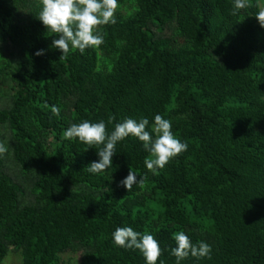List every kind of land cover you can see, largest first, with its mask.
<instances>
[{
  "label": "trees",
  "instance_id": "trees-1",
  "mask_svg": "<svg viewBox=\"0 0 264 264\" xmlns=\"http://www.w3.org/2000/svg\"><path fill=\"white\" fill-rule=\"evenodd\" d=\"M41 6L0 0L10 84L0 90V264L11 248L22 264H61L69 252L80 264H145L113 242L122 226L154 235L157 264H176L178 231L212 246L181 264H264L259 0L235 14L232 0H118L117 22L97 26L104 43L67 56L51 47L58 34L36 17ZM157 113L188 148L155 173L134 136L117 143L110 171L92 174L100 146L64 135L83 120H104L109 134L126 117L151 125ZM130 169L145 179L127 190Z\"/></svg>",
  "mask_w": 264,
  "mask_h": 264
},
{
  "label": "clouds",
  "instance_id": "clouds-1",
  "mask_svg": "<svg viewBox=\"0 0 264 264\" xmlns=\"http://www.w3.org/2000/svg\"><path fill=\"white\" fill-rule=\"evenodd\" d=\"M233 13L247 6V0H232ZM118 0H42V6L38 15L39 21L47 32L56 33V39L52 40L51 47L61 52V56H67L71 50L78 49L83 52L89 47H99L104 43L99 25L115 24ZM261 27H264V9L255 14ZM44 50L39 49L36 55H43ZM54 114H59L60 109L53 106ZM68 139H78L87 145L100 146L96 152L98 159L93 160L85 168L92 174L110 171L112 157L116 154V145L129 135L143 142L144 149L150 157L145 159V167L155 173L163 168L170 159L186 151L187 142L181 140L172 131V122L157 113L149 124L147 117L134 119L126 117L117 122L109 134L106 132L104 120L92 122L83 120L80 123H72L64 132ZM7 149L0 143V153ZM145 177L138 176L131 169L128 175L119 183L129 190L133 185L144 183ZM112 239L118 246L127 249L139 250L145 264H157L162 249L160 242L151 232L141 233L131 226L116 227L112 233ZM175 247L171 248V255L176 258V264H181L185 258H204L210 256L212 246L206 241L193 243L184 232L174 234ZM163 264V261H160Z\"/></svg>",
  "mask_w": 264,
  "mask_h": 264
},
{
  "label": "rangeland",
  "instance_id": "rangeland-1",
  "mask_svg": "<svg viewBox=\"0 0 264 264\" xmlns=\"http://www.w3.org/2000/svg\"><path fill=\"white\" fill-rule=\"evenodd\" d=\"M259 7L260 10L264 9V0H259ZM121 13H126L124 9L121 10ZM260 25V23H259ZM167 33V32H166ZM9 49L5 50L4 55L9 54V52H14L13 48L11 46H8ZM1 51V49H0ZM8 52V53H7ZM9 56V55H8ZM9 59H12L11 56H9ZM0 90H4L6 93L10 91V84L3 80L0 81ZM12 250L9 251L8 255L4 259L2 264H22V259L19 252H16L11 248ZM81 261V253H66L62 256V262L61 264H80Z\"/></svg>",
  "mask_w": 264,
  "mask_h": 264
}]
</instances>
